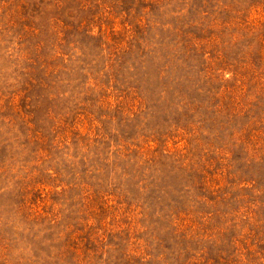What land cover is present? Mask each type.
Here are the masks:
<instances>
[{"label": "rangeland", "instance_id": "1", "mask_svg": "<svg viewBox=\"0 0 264 264\" xmlns=\"http://www.w3.org/2000/svg\"><path fill=\"white\" fill-rule=\"evenodd\" d=\"M0 264H264V0H0Z\"/></svg>", "mask_w": 264, "mask_h": 264}]
</instances>
